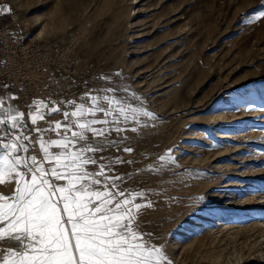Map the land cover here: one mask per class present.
I'll list each match as a JSON object with an SVG mask.
<instances>
[{
	"label": "rangeland",
	"instance_id": "1",
	"mask_svg": "<svg viewBox=\"0 0 264 264\" xmlns=\"http://www.w3.org/2000/svg\"><path fill=\"white\" fill-rule=\"evenodd\" d=\"M262 3L4 0L0 23L13 18L25 39L57 49L64 70L58 75L68 89L59 104H32L29 117L39 111L36 122L44 120L33 142L21 116L24 127H8V136L1 131L0 143L18 138L23 147L15 156H27L31 164L35 155L46 169L60 168L44 160L41 140L54 160L64 150L52 140L77 147L100 143L91 132L84 141L73 140L79 123L116 121L93 125L112 129L104 141L112 143L85 153L97 159L85 169L99 174L103 168L116 177L108 190L130 201L134 231L148 247L160 249L161 264H264ZM0 92L10 112L20 108L22 114L11 93ZM81 106L84 116H72ZM65 123L72 126L66 135ZM117 125L122 133L114 130ZM74 150L70 145L61 163ZM5 156L14 158L0 147V195L9 197L23 169L5 168ZM53 182L67 186L66 180ZM9 247L19 250L16 241L0 238V261Z\"/></svg>",
	"mask_w": 264,
	"mask_h": 264
},
{
	"label": "snow or ice",
	"instance_id": "2",
	"mask_svg": "<svg viewBox=\"0 0 264 264\" xmlns=\"http://www.w3.org/2000/svg\"><path fill=\"white\" fill-rule=\"evenodd\" d=\"M260 8L264 16V3ZM91 101L95 104L96 98L91 97ZM2 103L0 101V105ZM82 109L83 106L77 108L71 115L83 117ZM97 110L104 112L103 108L97 107ZM108 114L104 112L105 116ZM37 115L39 111L31 117L32 123L36 122ZM21 116L18 113L9 120H0V124L10 122L13 131L22 129ZM67 119L68 113H65ZM124 119L127 120L126 115ZM97 123L116 124V121L105 119L102 122L90 120L79 123L77 127L81 131L71 133L73 140L84 141L85 133L91 132L93 137L100 139V143L95 147H77L72 145L71 140H52L51 145L64 150L55 155L54 160L50 159L49 147L45 146L43 140L40 141L44 160L59 165L65 171L56 166L46 169L37 162L35 155L30 157L31 164L29 157L15 156L23 147L18 138L11 144L0 143V147L11 150L14 156L12 159L4 157L5 168L23 169L16 174L18 179L14 194L9 197L0 195V200L5 201L0 203V225H4L0 227V238L16 241L19 249L7 248L0 264H161L164 257L160 249L148 247L134 231L130 201L127 198L122 201L116 199V193L108 190L109 180L114 182L116 177L107 176L103 168L99 174L85 169L86 165L97 164L96 158L85 156V153L102 152L112 143L104 142L112 129L94 127ZM61 127L57 123L55 129L60 130ZM71 127L67 123L63 125L65 135ZM114 130L117 133L124 131L118 125ZM3 135L8 136L9 133ZM70 145L75 150L70 158L61 163ZM123 150L131 152L133 149ZM24 151L28 152L29 149L24 147ZM120 163L128 162L121 160ZM2 171L0 169V174ZM60 180H66L67 186L53 182ZM140 207L139 204L135 205L136 209ZM69 225L70 228L67 227Z\"/></svg>",
	"mask_w": 264,
	"mask_h": 264
},
{
	"label": "built area",
	"instance_id": "3",
	"mask_svg": "<svg viewBox=\"0 0 264 264\" xmlns=\"http://www.w3.org/2000/svg\"><path fill=\"white\" fill-rule=\"evenodd\" d=\"M4 0H0V11ZM61 61L58 50L33 39H25L20 25L11 18L0 23V91L11 93L22 108V120L28 128L30 140L44 120L32 123L29 111L37 100L61 103L68 84L59 73Z\"/></svg>",
	"mask_w": 264,
	"mask_h": 264
},
{
	"label": "crops",
	"instance_id": "4",
	"mask_svg": "<svg viewBox=\"0 0 264 264\" xmlns=\"http://www.w3.org/2000/svg\"><path fill=\"white\" fill-rule=\"evenodd\" d=\"M6 97H7V95L5 96H3V95H1V92H0V101H2L3 103H2V105H0V120H9V118L11 117V116H14V115H17L16 113H20V108H18L17 110H16V112H14V113H12V112H10L11 110H9V108H8V106H7V104L5 105V99H6ZM33 111V110H32ZM32 114V113H31ZM30 117H31V115H30ZM29 117V118H30ZM2 125V130L0 129V135H1V131H4V133L5 132H7L8 133V127H10L11 128V126H10V122L8 123V124H0V126ZM12 130V129H11ZM0 141H1V138H0Z\"/></svg>",
	"mask_w": 264,
	"mask_h": 264
},
{
	"label": "bare ground",
	"instance_id": "5",
	"mask_svg": "<svg viewBox=\"0 0 264 264\" xmlns=\"http://www.w3.org/2000/svg\"><path fill=\"white\" fill-rule=\"evenodd\" d=\"M42 33V29H40V31H38L37 35L41 34Z\"/></svg>",
	"mask_w": 264,
	"mask_h": 264
}]
</instances>
